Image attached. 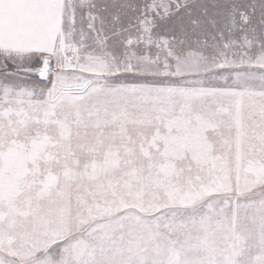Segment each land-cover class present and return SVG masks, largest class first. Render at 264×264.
Returning <instances> with one entry per match:
<instances>
[{
  "label": "snow or ice",
  "instance_id": "obj_1",
  "mask_svg": "<svg viewBox=\"0 0 264 264\" xmlns=\"http://www.w3.org/2000/svg\"><path fill=\"white\" fill-rule=\"evenodd\" d=\"M0 264H264V0H0Z\"/></svg>",
  "mask_w": 264,
  "mask_h": 264
}]
</instances>
